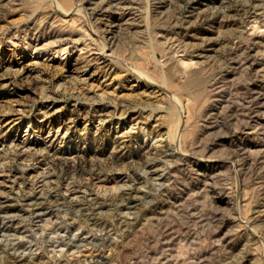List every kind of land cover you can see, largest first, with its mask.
Wrapping results in <instances>:
<instances>
[{"label":"rangeland","instance_id":"rangeland-1","mask_svg":"<svg viewBox=\"0 0 264 264\" xmlns=\"http://www.w3.org/2000/svg\"><path fill=\"white\" fill-rule=\"evenodd\" d=\"M0 206V264H264V0H0Z\"/></svg>","mask_w":264,"mask_h":264},{"label":"bare ground","instance_id":"bare-ground-1","mask_svg":"<svg viewBox=\"0 0 264 264\" xmlns=\"http://www.w3.org/2000/svg\"><path fill=\"white\" fill-rule=\"evenodd\" d=\"M115 37H113L112 39H114ZM23 145V144H22ZM175 151V150H174ZM176 156V155H175ZM157 168V167H156ZM156 170V169H155ZM152 171H154V169L152 170ZM4 172V171H3ZM155 172V171H154ZM44 175V174H43ZM42 175V179L41 180H39L38 181V183H34L33 185H31L30 187H31V190H30V192H29V195H31V196H37L36 197V199L38 198L39 200L41 199V197H43L44 196V192H45V186L47 187L48 185H51V183L49 182V176H47V175H44L43 176ZM143 175V174H142ZM145 175V174H144ZM147 175V174H146ZM156 175V174H155ZM99 176V175H98ZM157 176H159V175H157ZM103 178V177H102ZM101 177H98L97 179H102ZM37 180H38V178H36ZM115 179V178H114ZM113 179V180H114ZM116 179H118V178H116ZM103 180V179H102ZM36 181V180H35ZM53 181V180H52ZM37 182V181H36ZM40 184H42L41 186H40ZM75 184V183H74ZM68 186V185H67ZM71 186V185H70ZM97 187H99V186H97ZM101 187V186H100ZM156 187V186H155ZM53 188V187H52ZM57 188H58V186H57ZM66 188V187H65ZM98 190L99 189H101V188H97ZM96 189V190H97ZM53 190V192H54V189H52ZM56 190V189H55ZM62 192H64V191H62ZM2 193V192H1ZM57 193V192H56ZM99 193V192H98ZM60 194V193H59ZM63 194V193H62ZM53 195V194H52ZM57 195V194H56ZM33 196V197H34ZM64 197H66L70 202H76V203H78L77 201H78V196L76 195V192L74 191V190H69V189H66V191H65V194L63 195ZM59 197V196H58ZM81 198V197H80ZM55 199V198H54ZM36 201V200H35ZM39 202V201H38ZM29 203H30V201H29ZM34 203H32L31 205H33ZM35 206H33V207H35V209L31 212V216H35L34 217V221H33V223H37V222H35V220L36 219H38V221H39V219H40V216H41V214H44L43 212H42V209L41 210H39V208L38 207H40V204H34ZM46 208V207H45ZM32 209V208H31ZM92 209V208H91ZM76 211V210H75ZM52 215H53V213H52ZM128 215V214H127ZM13 218H14V215L12 216V214L11 213H9L8 211L7 212H5V211H2V207L0 206V223H2V221L4 222H6V220L7 221H12L13 220ZM50 218V217H49ZM43 220V219H42ZM4 222V223H5ZM54 222V221H53ZM9 225V224H8ZM36 225V224H35ZM127 225V224H126ZM1 226V225H0ZM38 226V225H37ZM36 226V227H37ZM44 230V229H43ZM102 230V229H101ZM71 230H69V229H67V228H65V229H60V228H58V229H56V231L55 230H53V231H50V232H44V233H42V235L40 236V238L39 239H41V241L42 240H47V241H49V242H53V244H56L57 246H66L67 247V249L69 248L70 250H71V248H75V249H78V251H79V249H81V248H83V247H85V246H87V245H89V244H92V240H89L90 238H88L87 236H83L81 233H80V231L78 232H76L75 231V233H73L72 231L70 232ZM103 231V230H102ZM0 232L1 233H5V230L4 229H0ZM0 233V234H1ZM8 233V232H7ZM71 233V234H70ZM9 234V233H8ZM36 234V233H35ZM36 236H38V235H36ZM102 236H104L105 237V239H107V238H109V236L110 235H108V234H103ZM19 237V236H18ZM8 241V240H7ZM35 242V241H34ZM78 243V244H77ZM7 244V243H6ZM63 244H65V245H63ZM51 246V245H50ZM55 246V245H54ZM3 248H4V246H3ZM5 249H6V251H9V252H11L12 254L10 255V257L12 256V262L14 263L19 257L20 258H24V257H27V256H29V257H32V255H33V251H32V248H30V247H23V246H21L20 244H18V243H11V244H7V245H5ZM20 249H22L21 251H20ZM64 248H62L61 247V253L63 252V251H65V250H63ZM3 250V249H2ZM4 251V250H3ZM6 253V252H5ZM8 253V252H7ZM2 254H3V252H2ZM57 254V253H56ZM9 257V256H8ZM89 262H91V261H89ZM88 262V263H89ZM99 263V262H98Z\"/></svg>","mask_w":264,"mask_h":264}]
</instances>
